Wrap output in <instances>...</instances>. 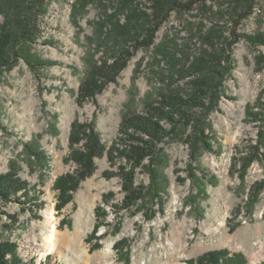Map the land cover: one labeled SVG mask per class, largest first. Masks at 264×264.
Instances as JSON below:
<instances>
[{
    "label": "rangeland",
    "instance_id": "obj_1",
    "mask_svg": "<svg viewBox=\"0 0 264 264\" xmlns=\"http://www.w3.org/2000/svg\"><path fill=\"white\" fill-rule=\"evenodd\" d=\"M7 2H0V33L17 18L31 34L28 20L38 10L36 0L22 1L17 17H10ZM44 4L39 32L21 38L19 59L0 81V176H18L33 191L28 198L20 193L22 203L0 196V243L17 245L25 264H71L65 235L68 249L89 264H188L216 250L241 253L249 264L264 262V159H255L240 174L250 146L264 141V45L248 39L264 35V11L258 7L240 26L241 38L231 52L230 28L218 22L222 57L205 56L213 68L230 53L231 63L222 60V66L232 75L218 110L208 118L213 151L200 160L204 173L192 178L188 146L179 139L168 142L160 199L123 210L122 179L108 175L118 172L120 162L112 164L106 154L95 159L94 173L75 191L57 188L59 177L78 169L71 154L84 142L71 145L72 126L95 125L109 149L128 113L143 112L168 88L189 90V82L205 70V50L213 52L200 32L212 21L204 14L173 16L158 34L156 45L164 47L157 54L155 47L133 49L137 44L123 27L124 0ZM136 4L147 10L143 0ZM136 35L141 41V32ZM126 51L134 56L117 80L80 106L79 89L93 67L113 63ZM146 172L137 170V185L150 186ZM260 182L263 188L252 195ZM51 214L58 230L54 251L47 239Z\"/></svg>",
    "mask_w": 264,
    "mask_h": 264
},
{
    "label": "trees",
    "instance_id": "obj_2",
    "mask_svg": "<svg viewBox=\"0 0 264 264\" xmlns=\"http://www.w3.org/2000/svg\"><path fill=\"white\" fill-rule=\"evenodd\" d=\"M5 4L10 17L19 16V5L24 0H7ZM45 0H36L35 16L30 18L29 26L32 32L24 31L19 25L21 21L15 18L8 28L0 33V81L5 71L13 68L19 56L18 43L24 36L35 38L39 32V15L45 13ZM126 1L125 22L123 27L127 28L129 36L139 47L151 49L155 47L157 54H163V45H156L157 37L163 27L168 24L173 16L184 15H205L211 19L212 26L207 32L201 31L202 41L212 48L213 52L205 50L202 66L205 70L189 82V90L181 91L179 88H168L162 92L157 99L147 103L143 112L128 113L122 120L118 136L113 145L107 149L102 143L95 125L74 123L70 137L72 146L84 142L82 149H74L71 154L72 160L78 165L76 174H67L57 179L56 186L63 192L75 191L81 181L90 177L95 171L94 161L96 158L108 156L112 164L120 162L117 173H110V176H117L122 179V191L125 197L122 201V209H132L144 203L148 198L151 200L160 199L163 194L162 165L165 158V146L168 142L179 139L189 148V163L194 173L204 170L200 166L203 153L213 151L211 136L208 134V118L212 112L218 110L219 103L225 92V81L232 74H228V68L223 67L222 60L231 63L232 56L225 53L221 62L213 68L205 61V56L222 57L217 49L216 29L220 27L218 22H226L229 35L232 39L227 41L229 52L237 44L241 36L238 30L241 25L257 12L260 7L264 11V0H143L147 10L143 11L136 4V0ZM1 2V0H0ZM13 11L16 14L12 13ZM40 11V12H39ZM261 13V10H259ZM12 16V17H13ZM141 32V41L135 40ZM253 43L264 45V35L248 36ZM126 51L123 56L115 58L113 63L104 61L95 65L82 83L79 89L78 104L83 106L88 101L99 95L105 87L117 80L120 73L126 68L131 57ZM264 58V56H262ZM204 65V66H203ZM256 119L259 116H255ZM81 134V136H80ZM264 142V141H263ZM261 144H252L245 155L241 172L244 174L246 167H250L255 159H264L261 152ZM247 161V162H246ZM137 170L147 171L151 177L150 186L136 184ZM194 176V177H193ZM109 177V176H108ZM110 178V177H109ZM165 183V182H164ZM263 185L256 183L252 188L253 193H258ZM28 198L33 197L32 189L18 176H0V196L4 200H15L22 203L21 194ZM32 200V199H31ZM30 200V201H31ZM37 201L36 199H33ZM0 264H25L15 244L0 243ZM188 264H249L248 259L241 253H231L227 250H216L205 253ZM261 264H264L262 262Z\"/></svg>",
    "mask_w": 264,
    "mask_h": 264
},
{
    "label": "bare ground",
    "instance_id": "obj_3",
    "mask_svg": "<svg viewBox=\"0 0 264 264\" xmlns=\"http://www.w3.org/2000/svg\"><path fill=\"white\" fill-rule=\"evenodd\" d=\"M51 220H52L51 221V234L49 235V237L47 239H48V247H49V250L50 251H54L57 248L56 243H55V239H56L58 230L56 228L55 223L53 222L54 221L53 214H51ZM63 242H64V244H68L67 245L68 255H66V256L68 258H71V261H72L71 264H89V262H86L84 260V258H85L84 255L78 254L77 251H74V250L72 251V250L68 249V247L70 245L69 244L70 243V237L69 236L65 235L63 237Z\"/></svg>",
    "mask_w": 264,
    "mask_h": 264
}]
</instances>
